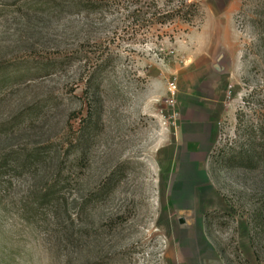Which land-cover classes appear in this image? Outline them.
Wrapping results in <instances>:
<instances>
[{
	"label": "rangeland",
	"instance_id": "1",
	"mask_svg": "<svg viewBox=\"0 0 264 264\" xmlns=\"http://www.w3.org/2000/svg\"><path fill=\"white\" fill-rule=\"evenodd\" d=\"M178 1L0 0V264H264V0Z\"/></svg>",
	"mask_w": 264,
	"mask_h": 264
},
{
	"label": "trees",
	"instance_id": "2",
	"mask_svg": "<svg viewBox=\"0 0 264 264\" xmlns=\"http://www.w3.org/2000/svg\"><path fill=\"white\" fill-rule=\"evenodd\" d=\"M200 10V3L196 0H179L168 12V15L166 17H162L163 14H160L158 17L161 22H165L170 19H176L180 18L185 21H188L191 23L193 21V18ZM189 12H192V14H189ZM257 146L248 144L247 146H244L239 150L240 156L245 155V158L249 161L247 164H252V160L254 158L255 152H257ZM36 151V149L34 150ZM39 152V151H38ZM233 151L232 157H237V152ZM252 154V155H251ZM54 192L47 191L44 194V198L48 200H52L54 197Z\"/></svg>",
	"mask_w": 264,
	"mask_h": 264
},
{
	"label": "water",
	"instance_id": "3",
	"mask_svg": "<svg viewBox=\"0 0 264 264\" xmlns=\"http://www.w3.org/2000/svg\"><path fill=\"white\" fill-rule=\"evenodd\" d=\"M181 221H183V219H181Z\"/></svg>",
	"mask_w": 264,
	"mask_h": 264
}]
</instances>
